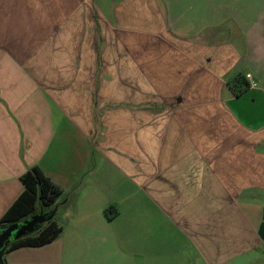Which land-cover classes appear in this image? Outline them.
Wrapping results in <instances>:
<instances>
[{
	"label": "crops",
	"instance_id": "1",
	"mask_svg": "<svg viewBox=\"0 0 264 264\" xmlns=\"http://www.w3.org/2000/svg\"><path fill=\"white\" fill-rule=\"evenodd\" d=\"M31 167L60 231L4 264H173L151 248L173 237L178 264L262 248L264 0H0V217Z\"/></svg>",
	"mask_w": 264,
	"mask_h": 264
},
{
	"label": "trees",
	"instance_id": "2",
	"mask_svg": "<svg viewBox=\"0 0 264 264\" xmlns=\"http://www.w3.org/2000/svg\"><path fill=\"white\" fill-rule=\"evenodd\" d=\"M231 87L234 94L241 93L248 87L244 75L237 74L231 81ZM23 184V190L18 197L7 208L0 217V227H6L17 221L26 218L32 213H41L42 216H48L55 206V199L59 195L57 187L52 185L36 167L26 170L20 177ZM37 226L28 233L20 237L7 241L2 247V254L15 247L22 245H40L52 240L60 231L51 219H45L36 224ZM258 235L264 241V207L262 218L257 228ZM1 254V256H2ZM2 264H4L1 258Z\"/></svg>",
	"mask_w": 264,
	"mask_h": 264
},
{
	"label": "rangeland",
	"instance_id": "3",
	"mask_svg": "<svg viewBox=\"0 0 264 264\" xmlns=\"http://www.w3.org/2000/svg\"><path fill=\"white\" fill-rule=\"evenodd\" d=\"M94 130L92 132V135H90L89 137V143H90V151H89V155H88V161L86 163V167L83 168L82 170V187H97V183L95 182V173L94 174H89V171H92L95 167V162H96V158H97V151L95 150V143H94ZM102 179H105L106 177L104 175H102L101 177ZM123 187V186H120ZM137 187V186H136ZM107 191H109V189H106ZM115 191L117 192V195H120L123 191L122 189H116L114 187V189H112L110 191V193H112L114 195ZM262 198L264 199V195L262 196ZM142 200V196H139L138 201ZM34 215V214H33ZM33 215L27 216L26 218L17 221L15 224H19L22 225L24 227V233H27L28 231L34 229L37 225L32 223V218ZM153 222V219H152ZM8 226H4V227H0V233L6 229ZM152 235L155 232L159 231V228L155 229V224L152 223ZM19 230H13L8 237L5 239L4 244L7 241L16 239L17 237H19L18 235ZM3 244V245H4ZM3 245L0 247V249H2ZM160 247V249H178L179 251L176 253V257L175 259H172V263L173 264H178L181 261V258L183 257L182 254L180 253V251H183L186 249L185 245L183 243L180 242V240H175L174 237L171 238L170 240H168L167 242H165V244L163 243V245H159V241L156 239L155 243H151V248L154 250H158ZM159 252V251H158ZM180 253V254H179ZM152 264H158L156 260L152 259ZM231 264H264V244L262 246V248H258L256 250H252L249 251L237 258H235L234 260H232Z\"/></svg>",
	"mask_w": 264,
	"mask_h": 264
},
{
	"label": "water",
	"instance_id": "4",
	"mask_svg": "<svg viewBox=\"0 0 264 264\" xmlns=\"http://www.w3.org/2000/svg\"><path fill=\"white\" fill-rule=\"evenodd\" d=\"M53 212H54V209H53V210L51 211V213H50L48 216H46V217L42 216V214H41L40 212L37 213L36 215L33 216V218H32V223L35 225V224H37V223H39V222H41V221H43V220H45V219H49ZM13 230H19V233H18L19 237H20L21 235L25 234V233H24V227H23L22 225L15 224V223L9 225V227H7L6 229H4V230L0 233V247L4 244L5 239L8 237V235H9ZM32 230H33V229H32ZM30 231H31V230H30ZM30 231H28V232H30ZM28 232H27V233H28ZM17 238H18V237H17ZM1 254H2V249H0V264H2V261H1Z\"/></svg>",
	"mask_w": 264,
	"mask_h": 264
},
{
	"label": "built area",
	"instance_id": "5",
	"mask_svg": "<svg viewBox=\"0 0 264 264\" xmlns=\"http://www.w3.org/2000/svg\"><path fill=\"white\" fill-rule=\"evenodd\" d=\"M244 77H245L246 79H249V78H250V75H249L248 73H246V74L244 75Z\"/></svg>",
	"mask_w": 264,
	"mask_h": 264
},
{
	"label": "flooded vegetation",
	"instance_id": "6",
	"mask_svg": "<svg viewBox=\"0 0 264 264\" xmlns=\"http://www.w3.org/2000/svg\"><path fill=\"white\" fill-rule=\"evenodd\" d=\"M33 214L36 215V213H33ZM33 214H32V215H33ZM34 215H33V216H34Z\"/></svg>",
	"mask_w": 264,
	"mask_h": 264
}]
</instances>
